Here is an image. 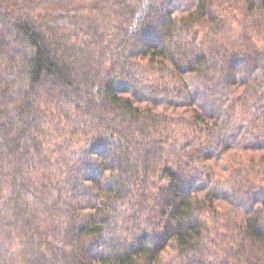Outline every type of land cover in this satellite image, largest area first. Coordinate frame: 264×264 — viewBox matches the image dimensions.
<instances>
[{"label": "trees", "instance_id": "1", "mask_svg": "<svg viewBox=\"0 0 264 264\" xmlns=\"http://www.w3.org/2000/svg\"><path fill=\"white\" fill-rule=\"evenodd\" d=\"M234 146L264 151V0H0V264H264Z\"/></svg>", "mask_w": 264, "mask_h": 264}, {"label": "rangeland", "instance_id": "2", "mask_svg": "<svg viewBox=\"0 0 264 264\" xmlns=\"http://www.w3.org/2000/svg\"><path fill=\"white\" fill-rule=\"evenodd\" d=\"M264 151H243L238 146H234L223 154V156L211 163L215 176L219 179L227 176L229 169L232 167L243 166L248 163L251 157L259 158L264 155ZM221 208V205H219Z\"/></svg>", "mask_w": 264, "mask_h": 264}]
</instances>
